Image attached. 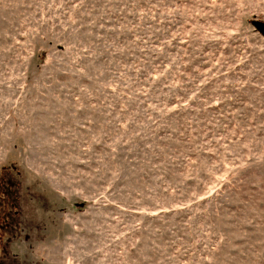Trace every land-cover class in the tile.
<instances>
[{
    "label": "rangeland",
    "instance_id": "1",
    "mask_svg": "<svg viewBox=\"0 0 264 264\" xmlns=\"http://www.w3.org/2000/svg\"><path fill=\"white\" fill-rule=\"evenodd\" d=\"M264 0H0V264H264Z\"/></svg>",
    "mask_w": 264,
    "mask_h": 264
},
{
    "label": "water",
    "instance_id": "2",
    "mask_svg": "<svg viewBox=\"0 0 264 264\" xmlns=\"http://www.w3.org/2000/svg\"><path fill=\"white\" fill-rule=\"evenodd\" d=\"M252 23L256 27V29L264 35V22L259 20V21H253Z\"/></svg>",
    "mask_w": 264,
    "mask_h": 264
}]
</instances>
